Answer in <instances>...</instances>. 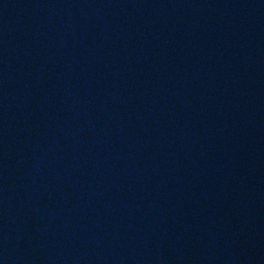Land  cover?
Returning a JSON list of instances; mask_svg holds the SVG:
<instances>
[{"label": "water", "instance_id": "water-1", "mask_svg": "<svg viewBox=\"0 0 264 264\" xmlns=\"http://www.w3.org/2000/svg\"><path fill=\"white\" fill-rule=\"evenodd\" d=\"M0 264H264V0H0Z\"/></svg>", "mask_w": 264, "mask_h": 264}]
</instances>
